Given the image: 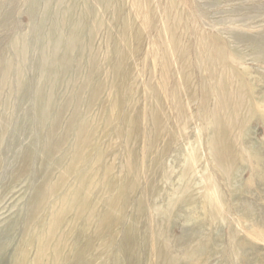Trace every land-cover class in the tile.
Masks as SVG:
<instances>
[{"label": "rangeland", "instance_id": "obj_1", "mask_svg": "<svg viewBox=\"0 0 264 264\" xmlns=\"http://www.w3.org/2000/svg\"><path fill=\"white\" fill-rule=\"evenodd\" d=\"M47 1L36 0L33 13L29 16L27 0H0V72L6 59L13 58L11 46L15 36L24 35L21 42L27 47L21 64L13 58L14 67L18 66L22 71V88H17L14 71L10 72L4 84L0 81V90L3 87L0 99H7V104L0 103V264H16L17 256H21L19 252H22L23 264H32L30 261L40 244L38 238L48 231L52 211H55L54 204H58L62 198L64 203H71L79 188L82 189V196L89 197L84 211L81 210L83 213L72 230L67 231L64 222L63 226L54 230V235L48 237L50 246L56 245V239L65 238L66 244H61L59 252L60 258L63 253L60 264H160L159 260L162 264H264V0H146L152 5L154 18L140 25L143 32L141 52L135 57L131 56L116 74L108 71V81L117 77L115 86L102 92L88 111L91 128L98 138L83 149L88 158L71 170L68 169L75 139L74 132L66 131L65 124L73 107L61 111L63 125L52 132L53 140L59 141L60 145L48 151L46 135L52 127L49 122L40 124L35 110L38 96L34 94L36 83L45 81V85L57 89L50 121L58 116V105L64 104L78 85V81L73 87L66 81L56 83L52 77L45 79L39 76L38 79L39 63L43 56L38 23L45 14L43 11ZM56 2L51 0L48 4L46 12L51 18L43 15L50 19L49 23L58 17L59 11L70 5L64 1L60 6ZM138 2L145 9V3L142 4L144 0ZM87 3L92 14L86 20L81 38L87 36L91 18L99 17L108 32L117 39L111 17L102 5L97 0H88ZM125 3L129 14L140 22L139 17L134 16V0H125ZM172 3L174 7L170 6ZM167 9L173 18L179 20L175 29L184 47L181 48L182 58L188 59L203 44L211 51L220 43L219 47L224 50L221 54L225 63L221 67L224 69L226 86L230 90H239L242 95L243 117L236 119L238 123L235 120L221 125L223 143L227 145L228 141L231 148L229 155L226 148H221L222 158L228 155L229 167L226 172L219 170L213 161L208 144L209 132L200 130L201 119L197 114L203 116L206 113L208 116L209 110L214 108V81L219 77L220 72L216 73L218 69L213 83L210 85L207 82L209 88L204 94L208 99L205 103L200 98V78L204 70L189 61V67H185L190 75L187 83L185 78L175 73L179 97L190 119L187 120L186 129L184 123L171 113L170 89L161 97L160 86L167 83V79L153 74V66L156 57L164 51L172 58L168 47L171 33L166 23ZM152 25H156L155 29ZM58 37L61 39L62 35ZM105 42V34L91 35V43L100 53L99 65L102 67L109 57L104 48ZM77 49L73 50L76 55ZM52 52L48 51L47 56L50 57ZM60 53L58 50L57 57ZM76 57L71 60L75 70L86 62L79 58L80 55ZM129 64L132 76L123 78ZM52 66L59 67L57 64ZM170 66L174 72H178L177 66L173 63ZM103 79L101 76L90 82L94 85ZM149 80L153 87L160 89L162 114L166 113L167 118L164 119L167 122L164 121L166 133L159 138L154 150L145 154L149 144L146 137L150 138V132L143 124L150 106L145 98V94H148L145 83ZM135 86L137 89H134ZM129 88H133L135 107H130L126 98ZM210 88L213 94L209 93ZM89 91L87 86L81 94L86 97ZM190 93L193 99H190ZM115 100L117 106L113 107ZM236 103L235 98L230 101V105ZM77 107L80 116L87 111L83 101ZM221 114L226 117L225 121L229 119L228 112ZM126 115H136L142 121V124H138V133L132 132L138 138L132 134L133 137L128 140L124 122ZM168 131L175 132V140H169ZM162 150L165 151L162 159L159 158L157 164L155 161L152 163ZM192 151L193 162L190 160ZM131 155H136L134 160H130ZM26 157L29 164L23 166ZM22 166L24 171H21ZM189 167L190 170L185 171ZM188 172H191L189 177L182 178ZM92 177L107 179L96 183L97 179L90 181ZM60 179L63 180L61 187L49 193L52 182ZM104 187L111 188V195L116 196L119 206L116 211L114 209L115 220H111L109 226L103 225L105 228L99 227V231L95 221L91 220L88 224L85 218L92 207L98 212L107 209ZM177 187L181 189L178 195L174 192ZM39 189L48 191L45 193L48 195L37 202ZM215 197L219 202L210 205L208 199L215 200ZM75 212L73 210L70 214ZM163 243L167 261L158 258L157 263L156 253ZM49 256L47 252L46 257Z\"/></svg>", "mask_w": 264, "mask_h": 264}, {"label": "bare ground", "instance_id": "obj_2", "mask_svg": "<svg viewBox=\"0 0 264 264\" xmlns=\"http://www.w3.org/2000/svg\"><path fill=\"white\" fill-rule=\"evenodd\" d=\"M57 1L58 2H56V3L60 4V6L63 4L64 1L69 3L70 5L65 7L63 9V11L62 10L59 11L58 17L55 18L54 21H51V23L48 22V20H50V19L47 20L43 16L46 14L48 15V13L46 11L48 10V7H49L48 4L51 3V0H48L47 2H45L44 6L46 8H44V6L42 7V8H44L43 12L45 14H42V17H40L38 27L40 28L41 35H42V37H41L42 43L41 44H43V46H42V49L40 52L43 53V56L41 57V62L39 63L40 65L38 68V70H39L38 71V73H39L38 79L40 77H43V78L45 77V79H46V77L48 79L50 77H52V78H54V82H56V83H61V82L66 81L67 83H69L73 87L75 82L78 81V85L75 86L74 92L71 95H69V97L64 101V104H62L61 106L58 105V109L60 110L59 113L57 114L58 116L56 117V119L50 121L51 110H52L53 105H54L53 102H54V99H55L56 94H57V89L55 90L54 87L53 88L48 87L47 85H45V81L43 83H36L35 87H34V94L36 96L37 95L38 96L36 97L37 102H36V107H35L36 109L35 110L37 113L39 123L40 124H46L47 122H49L51 124V127H52V128H50L51 131L49 130L50 133L49 134L47 133L48 135H46L47 137H46L45 143L48 144L47 145L48 149H46L48 151L51 149L58 148L60 145L59 141L53 140L52 132L53 131L56 132L55 131L56 128H59L61 125H63L62 121H61L62 117L60 115L61 111L68 110V108L73 107L72 114L69 116V118L67 119V123L65 124L66 125V127H65L66 131L70 130L71 133L73 131L74 132V139H75L74 144H73V149L71 151L72 156L70 155L72 161H71V164H70L69 169H68V170H71V169H73V167L76 166L77 163H78L77 165H80L81 162L83 161V159L84 158L86 159L87 153H85V151L83 149L89 145H92L93 142L95 141L94 139L98 138L96 131L93 128H91L92 123L90 124L91 119L88 117V111L90 110L91 103L94 100H96L99 97V95L102 94V92L107 90L109 87L111 88V87L115 86V77L116 76H114L111 80L108 81V77H107L108 71L110 70L111 73L116 74L118 71H120L122 66H124L125 63H127V61L129 60V58L131 56L135 57L137 54L139 55V53L141 52L140 45L143 42L142 41L143 32L140 28V25L146 24L147 19L152 20L154 18V15L152 16L153 8H152L151 3L149 1H146V0H144V2H142V4L145 3V9L141 7V4L138 2V0H136V1L134 0V3H132L135 5V6L132 5L134 10H135L134 16L139 17L140 22H136L135 19L133 18V16L130 15L129 12L126 10L125 0H97L102 5L103 9H105V11L107 12L106 14L110 15L111 20H112L111 21L112 26L116 29L118 37H117V39H115L113 37V35H111V33L108 32V30L104 26L105 24L101 20V18L93 17V18H91L92 19V21L90 22L91 26H89V28H88L87 36L84 39H82L81 37H83L82 35H83L84 29H85L86 20L92 14L91 8L89 9L87 6L88 0H57ZM27 2L30 5L29 6V12H28V14L30 16L31 13H33L32 8L35 5L36 0H27ZM156 6L158 7L157 4H156ZM170 6L174 7V4L172 3ZM56 12H57V10H56ZM142 12H143V14H142ZM48 17H49V15H48ZM49 18H51V17H49ZM172 20H173V22L171 23ZM178 22H179V20L177 19V17L173 18L172 14L169 13V9H167L166 23H167L168 28H169L170 33H171V41L168 39V47L171 49L172 58H171V56L168 55V53L166 51H164L161 56L159 55V57H156V64L153 66L155 69V71H154L155 73H153V74L158 75L159 78H166L167 79V83H164L162 85V87L160 86L161 92H162L161 97H163L167 92H169V89H170L171 98H170L169 106H172L171 113L180 119V121L178 120L179 122L184 123L185 129H186L188 118H187V113L184 110V107L182 105L183 102H182L181 98L179 97V87H178L177 82L175 81L176 79H174L175 73L180 74L181 78H183V79L185 78L186 83H187L190 81V75L185 70V67H189V65H188L189 61L196 63V65L199 69L204 70L203 74L205 76L201 75V78H200V87H201V92H202L200 94V98L203 101V103H205L208 99L205 97L206 94H204L206 91L208 92L209 87L207 88V82H209L210 85H211V82L213 83L214 80L212 81V79H214V74L216 72V69H218V71L216 73L218 74V72H220L219 77L216 78L214 81V87H215L214 90L216 91L215 99H214V108L209 110L210 113L208 116H206V113L203 114V116L200 113H197V114H199V117L201 119L200 130L203 131L204 129H206L209 132L208 144H209V151L211 153V156L214 159L213 161L215 162V164L219 168V170L224 172L229 167L227 156L230 154L229 150L231 148H230V146H228V144H229L228 141H227V145H225L223 143V140H222L223 137H221V132H223L221 129V125L222 124L226 125V123H231V121H235L236 119L243 117L242 112H241L243 109L242 95H241L239 90H237V91L230 90L226 86V81L224 79L225 73L223 71L224 69L221 67L222 64L224 65V63H225L224 62L225 60L222 57L223 53L221 54V52L224 50H221V48L219 47L220 43L211 51L208 49V46L205 47V44H203L204 46H201L198 49H195L194 53L192 55H190V57L188 59L182 58L183 50L181 48H184V47L181 46V43L178 40L176 29H175V26L177 25ZM155 26L152 25L151 27L155 29ZM86 27H88V26H86ZM99 33H103L106 35V42H105L104 48L109 54V57H107L108 59L105 61L104 67L99 65L100 53L98 52V50L94 49L93 44L91 43V35H97ZM59 35H62L61 39H59V37H58ZM22 38H24V35L15 36V38L12 40V46H11L12 51L14 53V54L12 53L13 54L12 57L16 58L18 60V62H20V64H21V62H23L22 57H23V55H25V51L27 50V47L25 46V44L23 42H21ZM158 38L161 42H163L161 36H159ZM217 40H219V39H217ZM77 45H78V47H76ZM127 46H129L130 50L128 49ZM209 46H210V44H209ZM74 48H78L76 51H77V55H80L79 58L84 59L86 61L77 70H75L73 62L71 63V60H74V58L77 56L73 52ZM185 48H188V47H185ZM58 50H60L61 55H59L57 57V51ZM48 51H50V52L53 51L52 55L50 57L47 56ZM73 56H75V57H73ZM144 57H147V56H145V54H144ZM13 58H11L10 60L6 59V62L4 63V68L0 72V81H2V84H4L8 80V75H10V72L12 73V71H14L17 75V78H16L17 79L16 80L17 81V83H16L17 88L20 90L22 88V83H23L22 71L19 69L18 66L16 68L14 67ZM48 59H50L51 61ZM76 59H77V57H76ZM153 59H154V57H153ZM171 59H172V62H171ZM171 63H173L175 66L178 67V69H179L178 72H174V68H172V66H170ZM56 64L59 65L58 68H57V66H54V67L52 66V65H56ZM220 70H222V71H220ZM151 72L152 71H149V73H151ZM126 75L129 77L132 76V68H130V64L128 65V68L126 69V71L124 72L122 77L125 78ZM101 76L104 77L103 81H98L94 85H93V82L92 83L90 82L91 79L99 78ZM152 76H154V75H152ZM152 76H150V77L152 78ZM191 76H193L192 73H191ZM147 77H149V76H147ZM10 78H11V76H10ZM116 80H117V77H116ZM150 80L145 83V85H146L145 90L148 91V94H145V98L148 99V103L150 104L149 108L147 109V113L145 115V121L143 123V124H145V129L147 130V132H150V134H149L150 138L146 137L147 143H149V144H148V147H146V149L144 151L145 154L151 153L154 150L155 145L157 144L159 138L163 134L166 133L164 131V129H166L165 128L166 123H164V121H166V120L164 118H167L166 117L167 115H166V113L162 114V103H161V100L159 97L160 89L157 86L153 87ZM38 81L39 80H37V82ZM127 83H129V82H127ZM244 85H245V83H244ZM87 86H89V88H90L89 94L86 97H83V93L81 94V92ZM208 86H209V84H208ZM134 89H137V87L135 86ZM1 92H3V87H1L0 93ZM213 92H214L213 90L211 92V88H210L209 93L213 94ZM122 95H123V93H122ZM190 96H191L190 99H193L192 93H190ZM247 97H248V95H247ZM126 98L128 99L129 106L133 107L135 105V100H134L135 98L133 96V88H129V90L127 91ZM234 98L236 99L237 103L234 105H230V101ZM228 99H229V101H228ZM81 101H83V103L86 105V110H87V111H85L86 113L85 112L81 113L82 116L78 115L79 111H78V107H77V104L79 105L81 103ZM123 102H125V101H123ZM0 103L7 104V99H5V98L0 99ZM115 106H117L116 100L114 101V104H113V107H115ZM200 106H201V104H200ZM222 112H224V113L228 112V114H227L229 117L228 120L225 121L226 117L221 114ZM124 122H125V125L127 128L126 132H127L128 140H130V137H133L134 135H135V138H138V135L133 134L132 132L138 133V126L140 124H142V121L140 119H138V117L136 115H134V116L126 115V117L124 118ZM64 123H65V121H64ZM236 123H238L237 120H236ZM232 127H233V125H232ZM2 129H5V127ZM74 130H76V131H74ZM197 132L199 133V131H197ZM174 133L175 132H170V131L167 132V134H169V140L170 139L175 140L174 139V137H175ZM132 134H133V136H132ZM199 136H200V133H199ZM197 138H199V137H197ZM61 140H63V139H61ZM126 143L129 144L128 142H126ZM45 148H46V146H45ZM221 148H223V149L226 148L227 152H228V155L225 156L224 158H222L223 150ZM195 149H196V147H195ZM164 154H165V151H163V150L161 152H159L158 155L155 157V159L152 160V163H154V161H155V164H157L159 158L162 159ZM191 154H192V156L190 157V160L193 162L194 161V151H192ZM237 155H238V153H237ZM49 157H50V155H49ZM135 157H136V155H134V156L131 155L130 160H132V159L134 160ZM142 158H144V160H145V155H143ZM130 160H129V162H130ZM92 162H94V161H92ZM23 164H24L23 166H25V165L27 166L29 164V158H27V157L24 158ZM23 166L21 168V171H24ZM135 166H137V165H135ZM189 170H190V167L188 169H186L185 171H189ZM228 171H230V170H228ZM190 173L191 172L186 173L187 175L182 176V178H188ZM89 179L91 182L92 181L94 182V180L97 179L96 183H98V182H102V181L104 182L107 178H93L92 177V179L91 178H89ZM100 180H102V181H100ZM62 181L63 180L60 179V181L58 180L57 182H52V184L50 186L49 193H51V191H53V190L55 191L57 188L61 187V185L63 184ZM83 181L84 180H81V182H83ZM101 184H103V183H101ZM103 186H106V184L105 185L103 184ZM103 190L105 192V195H107V198L105 199L106 203H107V209L105 208L106 209L105 211L98 212L95 207H92V211H90L89 215H87L85 218V222H88V224H90L91 220L95 221L97 226H98L99 231L101 228H105L104 226H109V223L111 222V220H115L116 217L114 215V209L116 211V208H118V206H119V203H118L116 196L112 197V195H111V188L105 189V187H104ZM81 191H82L81 188H79L77 190V192L75 193L74 198H73L74 201H72L71 203H64V201H62V199H63L62 198L61 200H59L58 204H54L53 210H55V211H52L53 215H52V217L49 221L48 227H47L48 231L45 235L39 236L38 239H39L40 244L37 245L36 252H35L36 254L32 258V260L30 261V263H32V264H60L61 263L59 261L63 258V253L61 254V258H60L59 252H60L61 244H66V241L63 240L65 238H63V236H62V239H58V240L56 239V245L50 246L48 244V237H50L51 235H54V232H55L54 230L63 226L64 222L66 223V226H67L66 230L67 231L72 230V228L76 224L78 218L83 213V211H84L83 208L86 206L87 201H89L88 196H84V195L82 196L80 194ZM180 191H181L180 187H177L174 190L176 195H178L180 193ZM46 192L48 193V191H45L44 189H39L37 192L36 201L39 202L40 198H42V199L46 198L48 195V194H45ZM99 193H100V191H99ZM208 200H209L210 205L211 204L214 205L215 203L219 202L218 197H215L216 201L214 199H211V200L208 199ZM61 201H62V203H61ZM140 203L141 202L139 201L138 205ZM209 207H211V206H209ZM220 207H222V206L220 205ZM138 209L140 210V205H139ZM73 210L76 212L73 215H71L70 213ZM81 210H83V211H81ZM220 210H221V208H220ZM77 211H80V213L78 214ZM66 216H67V218H66ZM137 216H138V214L135 215V222L137 221ZM220 218H223V217H220ZM99 227H101V228H99ZM97 230H94V232H97ZM164 247H165V244L163 243L162 247L156 253L157 263H158L159 259H163L164 261H167V256L164 254ZM47 252H49V254H50L49 257H46ZM18 254L22 256V252L21 253L19 252ZM21 256H17L16 264H23L24 259ZM152 256H153V253H152ZM159 261H160V264H162L161 260H159Z\"/></svg>", "mask_w": 264, "mask_h": 264}]
</instances>
